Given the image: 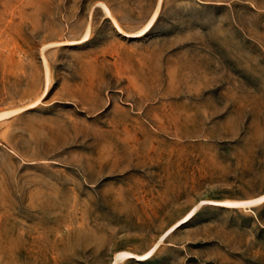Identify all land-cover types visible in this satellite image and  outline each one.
Here are the masks:
<instances>
[{
    "label": "rangeland",
    "instance_id": "1",
    "mask_svg": "<svg viewBox=\"0 0 264 264\" xmlns=\"http://www.w3.org/2000/svg\"><path fill=\"white\" fill-rule=\"evenodd\" d=\"M33 104L0 264H264V202L218 204L264 195V0H0V114Z\"/></svg>",
    "mask_w": 264,
    "mask_h": 264
},
{
    "label": "bare ground",
    "instance_id": "2",
    "mask_svg": "<svg viewBox=\"0 0 264 264\" xmlns=\"http://www.w3.org/2000/svg\"><path fill=\"white\" fill-rule=\"evenodd\" d=\"M105 9V12L107 14V16H111L109 11L104 7ZM158 12H159V7L157 6V8L155 9V11L153 12L152 16L150 17L149 21L147 22V24L145 25V27L139 32V35H143L145 34L152 26L154 20L156 19L157 15H158ZM88 34V33H87ZM85 35V38L84 39H87L88 35ZM46 80L48 82V78L46 76ZM36 105L33 104V105H28V106H25V107H22V108H19L17 110H12V111H9V112H6V113H2L0 114V120H3L4 118H8V117H12V116H15V115H18L20 114L21 112L27 110V109H31L33 107H35ZM264 202V195L261 196V197H258V198H255V199H250V200H247V201H239V202H226V203H218L219 205H222V206H230V207H236V208H250V207H253V206H256L258 204H261ZM193 213V212H192ZM190 213L188 216H186L180 223H183L185 221H187L190 217H191V214ZM179 223V224H180ZM175 225L174 227H172L167 233L166 235H164L162 238H160V241L158 243V245L166 238V236L169 235V233L173 232L177 226L179 225ZM157 245V246H158ZM156 246V247H157ZM156 247L154 249H152V251H150L149 253H147L144 257H138L139 260L141 259H146L150 256V254L156 249ZM131 255L128 254V253H118L116 256H115V260L113 259L112 263L114 262V264H117L119 261H123L125 259H128Z\"/></svg>",
    "mask_w": 264,
    "mask_h": 264
}]
</instances>
